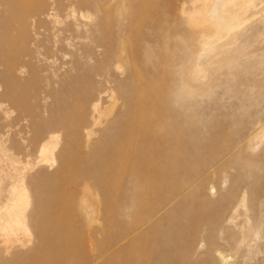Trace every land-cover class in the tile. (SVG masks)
I'll list each match as a JSON object with an SVG mask.
<instances>
[{
    "label": "rangeland",
    "instance_id": "374dc122",
    "mask_svg": "<svg viewBox=\"0 0 264 264\" xmlns=\"http://www.w3.org/2000/svg\"><path fill=\"white\" fill-rule=\"evenodd\" d=\"M84 1L81 27L62 9L68 25L40 48L51 55L31 58L30 13L48 0H0V215L25 187L32 238L6 245L0 231V264H264V2L232 49L203 57L207 81L181 96L189 51L172 47L168 31L189 43L181 6L190 12L195 0ZM100 78L114 87L104 108L116 109L92 141L104 137L121 158L86 169L91 222L75 210L84 180H70L87 149L63 133L55 161L41 149L54 135L46 121Z\"/></svg>",
    "mask_w": 264,
    "mask_h": 264
},
{
    "label": "bare ground",
    "instance_id": "6f19581e",
    "mask_svg": "<svg viewBox=\"0 0 264 264\" xmlns=\"http://www.w3.org/2000/svg\"><path fill=\"white\" fill-rule=\"evenodd\" d=\"M263 2L264 0H195L194 8L190 12L186 11L185 8L181 6V14L185 18L186 28H188L190 32L189 43L186 44L183 41L176 40L174 36L175 31H173V29H169L168 31L169 41L173 43L171 45L172 47L187 49V51H189V53L186 55V57H188L186 60L188 68L185 67L186 69H184V73L181 76V96H192L190 90L196 88L199 84H202L203 82L207 81L209 76V69L206 65L203 64V57H206L218 48L222 50L223 48L225 49V47H231L232 44H234L235 39L237 38L240 31L242 32V30H244V28H246V26L250 23L251 19L255 18L259 14V6ZM196 4H200V6L196 8ZM85 5L91 6L90 3H87L84 0H48V2L45 3V8H43V5L35 7L30 13V18L33 20V44L36 48L35 50L30 51L27 56L31 58L37 56L49 57L51 54L41 52L40 48L44 47L47 42H51L52 39L58 42V33L61 32L60 30H58L59 26L68 25L66 24V21L64 23V20L60 15V11L62 9L69 11L68 18L70 17L71 20H73L74 22L73 24L79 29V27H81L82 25L79 21V16L82 19L85 17L84 13L81 12L80 9L83 8V6ZM77 13L79 16H77ZM67 27L69 28V26H66L64 31H68ZM156 37L159 36L157 35ZM239 37L241 38V35ZM159 39L162 41L161 37H159ZM180 44L181 46H179ZM223 50L222 52H224ZM212 58L211 60H209L212 61ZM209 60L206 61L205 59L204 61L209 64ZM110 65L113 64L111 63ZM115 68L117 70L120 69L119 63L116 64ZM20 69L21 67L18 68L17 71H21ZM96 75L101 77V74H99L98 71ZM91 83L95 87L84 93H79V91L73 90L74 96L76 97V101L72 104L69 103L62 110V113L58 118L56 117L52 118L49 121H46L43 126V129L45 131H50V133L54 135L51 136L48 143H45L42 146L41 153L48 159L55 161L54 152L56 151L55 148L57 147V144L59 143L61 137L60 133H63L66 138H70L72 142L77 145V151L80 152V149L82 147H85L87 149L85 154L82 155V158L75 163V170L77 171V174L73 175L70 180L73 181V183H77L79 181L81 182L82 180H84L85 187L81 189V193L75 194L79 197V201L76 204L75 210L81 216L92 222L95 218H97L96 213L98 211V208L96 207L97 205H88V201L92 198V196L90 198L89 192L91 191V188L88 187V183L86 181H88L87 179H89V182L92 181L93 177H86V169H95L98 172H103V170L112 168L116 159L119 160V158H121L119 154L121 153V149L115 147L104 148L101 144L104 140V137L102 136L98 140L99 144L95 145L92 141V137H94L97 133V127L101 125L103 118H105L108 113V115L114 114L116 106L114 105L113 108L109 110L108 108H104L103 105V94H108L114 91V87L112 88V84L109 78H100L95 80L93 79ZM43 97V99L51 98L52 91L47 88ZM111 98L113 99V101L111 102H114V100L116 99L115 94H112ZM41 130L42 129L39 130V133L41 132ZM256 137L261 138L260 133H258ZM261 141H263V139ZM260 144L258 145L260 146ZM79 152H77V154H79ZM41 163L43 164V162H40V164ZM217 165L220 167V160L217 162ZM163 172L168 174V176L164 177V180L166 179L168 183L174 181L177 175V169H175V167H172L171 170L164 169ZM206 174V172L203 173V175ZM206 181V184H208L207 178ZM23 188H19L16 190L14 204L10 202L11 204H13V206L11 207V211H8L9 214L4 218L2 216L3 214L0 215V221H2V223L0 224V231L2 232L3 236V240L1 241H3V243L6 245L21 242V239L23 238L32 240V238H30L31 232L29 225L26 221L27 218L25 215V213L27 214L26 208L28 211L29 207V200L27 201L28 194H26L27 191L25 192ZM206 189L207 186L202 185V187L195 188V191L199 193L200 191ZM143 194V197H146L150 196L151 193L150 190H148ZM155 194L156 193H152V195ZM204 194L206 195L207 193L204 192ZM246 200V196L243 195L240 205H244ZM3 210L5 211V209ZM157 211L158 208H153L151 211H148L149 213L147 218H150L149 221L152 220L151 218H153ZM29 243L30 242H28V244ZM222 262L226 263V259L224 257H222Z\"/></svg>",
    "mask_w": 264,
    "mask_h": 264
}]
</instances>
